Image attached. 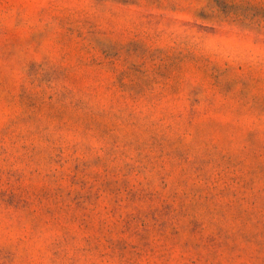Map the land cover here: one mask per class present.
Here are the masks:
<instances>
[{"label": "rangeland", "instance_id": "obj_1", "mask_svg": "<svg viewBox=\"0 0 264 264\" xmlns=\"http://www.w3.org/2000/svg\"><path fill=\"white\" fill-rule=\"evenodd\" d=\"M0 264H264V0H0Z\"/></svg>", "mask_w": 264, "mask_h": 264}]
</instances>
